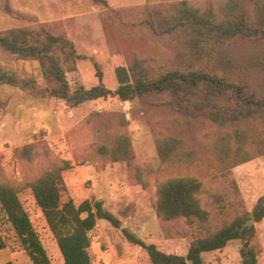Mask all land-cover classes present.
Returning <instances> with one entry per match:
<instances>
[{"label":"trees","instance_id":"obj_1","mask_svg":"<svg viewBox=\"0 0 264 264\" xmlns=\"http://www.w3.org/2000/svg\"><path fill=\"white\" fill-rule=\"evenodd\" d=\"M106 6V0H91ZM3 9L14 13L8 0ZM133 9H131L132 11ZM134 19L124 20L121 11L110 9L115 25L137 28L143 35L161 42L170 54L139 55L115 66L116 88L100 81L96 85L71 88L66 76L80 57L72 40L62 30L48 24L20 26L0 32V50L20 60L36 61L41 83L33 77H20L0 65V85H8L31 94L58 98L76 107L85 101L114 96L121 101H139L173 109L187 123L201 122L210 127L211 147L222 174L231 167L259 154L264 146V0H177L165 4L146 3L135 9ZM246 51H236V46ZM260 125V126H259ZM161 164L192 163L196 150L187 148L185 140L169 134L154 139ZM30 160L33 145L14 150ZM97 153L112 161L130 163L133 152L128 133L120 131L110 145H97ZM72 168L61 160L43 170L23 186L31 191L35 204L53 235L64 264H91L89 232L98 219L120 227V219L104 208L99 199L60 201L63 173ZM142 187L147 182L138 179ZM233 189L237 187L231 180ZM202 183L193 175L173 176L156 185V214L165 220L183 218L188 224L206 222L209 211L201 205ZM19 187L0 179V209L18 246L31 264H52L19 198ZM213 202L223 195L213 194ZM220 211L224 208L218 204ZM246 209H235L231 219L204 236L192 239L184 253L166 251L154 242H146L125 228L126 240L139 247L138 255L150 264H203V253L224 248L239 239L249 245L241 248V264H257L260 252L254 225L244 227L249 219ZM255 222L264 218V194L251 209ZM6 246L0 233V249ZM3 264H14L6 261Z\"/></svg>","mask_w":264,"mask_h":264},{"label":"rangeland","instance_id":"obj_2","mask_svg":"<svg viewBox=\"0 0 264 264\" xmlns=\"http://www.w3.org/2000/svg\"><path fill=\"white\" fill-rule=\"evenodd\" d=\"M177 0H106L98 5L91 0H8L14 13L3 9L0 0V32L20 26L48 24L54 31H64L73 41L81 58L75 68L67 70L71 88L90 87L100 81L110 89L117 82L116 65L139 55L161 57L170 54L137 28L115 25L110 9L121 11L124 20L134 19L135 9L146 4H165ZM199 1V0H190ZM131 9H133L131 11ZM236 51L250 50L237 45ZM0 65L20 77H33L41 83L38 63L10 57L0 50ZM173 109L147 105L138 99L121 101L114 96L85 101L76 107L58 98H45L16 87L0 85V179L19 187V198L50 258L52 264H64L56 241L49 231L31 191L23 184L61 160L72 168L63 173L60 201L79 203L99 199L104 208L120 219L113 227L98 219L89 232L91 264H150L138 255L139 247L126 240L125 228L146 242H154L166 251L184 253L189 242L218 229L224 219H231L235 209L251 211L264 194V146L252 159L239 163L222 174L209 139V126L198 121L187 123ZM260 126V125H259ZM260 127H264L260 126ZM128 133L133 157L129 164L112 161L97 153V145H110L113 136ZM212 132V133H211ZM173 134L185 140L187 148L196 150L190 164H161L154 139ZM33 145L30 160L14 150ZM193 175L200 179L201 205L209 211L206 222L188 224L183 218L165 220L155 211L156 185L173 176ZM139 177L147 182L139 183ZM234 181L237 192L233 189ZM213 194L224 196L213 202ZM223 206L222 211L217 207ZM260 252L257 264H264V218L253 223ZM0 233L6 246L0 249V264H31L18 246L0 209ZM235 239L219 250L203 253V264H241V248Z\"/></svg>","mask_w":264,"mask_h":264},{"label":"water","instance_id":"obj_3","mask_svg":"<svg viewBox=\"0 0 264 264\" xmlns=\"http://www.w3.org/2000/svg\"><path fill=\"white\" fill-rule=\"evenodd\" d=\"M254 222L255 221H254L252 212L250 211L249 212V219L242 224L241 229L244 228V227H250V226H252ZM245 245H247V243H245Z\"/></svg>","mask_w":264,"mask_h":264}]
</instances>
